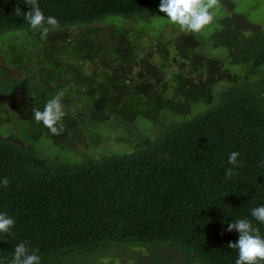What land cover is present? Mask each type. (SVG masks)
Returning a JSON list of instances; mask_svg holds the SVG:
<instances>
[{
    "label": "trees",
    "instance_id": "16d2710c",
    "mask_svg": "<svg viewBox=\"0 0 264 264\" xmlns=\"http://www.w3.org/2000/svg\"><path fill=\"white\" fill-rule=\"evenodd\" d=\"M160 0H37L55 28L101 24L107 17L148 22ZM209 39L242 63L247 75L215 96L206 110L183 121H164L146 146L128 153L64 163L38 157L28 146L0 136V213L14 220L0 233V264H11L25 243L40 264H85L116 259L134 264H235L228 247L239 233L230 222L247 219L264 238V223L250 215L264 206V29L233 12ZM19 6L20 15L15 8ZM25 0H0V36L33 31ZM45 27H52L45 24ZM19 71H33L19 65ZM57 89L14 78L0 79V95L46 104ZM63 100V97H61ZM162 120V119H160ZM83 127L86 118L78 120ZM129 133L135 126L122 123ZM236 151L242 166L228 163ZM234 175L227 179L226 169ZM155 249L160 250L157 252ZM166 252L172 256H166Z\"/></svg>",
    "mask_w": 264,
    "mask_h": 264
},
{
    "label": "rangeland",
    "instance_id": "374dc122",
    "mask_svg": "<svg viewBox=\"0 0 264 264\" xmlns=\"http://www.w3.org/2000/svg\"><path fill=\"white\" fill-rule=\"evenodd\" d=\"M230 2L234 13L264 29V0ZM210 12L213 22L199 33L182 31L166 16L148 22L110 16L92 26L51 28L44 39L39 31L3 34L0 79L63 91L64 116L54 135L33 117L45 104L0 95V136L64 163L148 145L164 121H183L206 110L219 91L247 75L244 64H228V51L211 44L209 37L227 11L217 5ZM19 65L33 71H19ZM83 118L94 128L80 126ZM122 123L136 129L127 133ZM85 264L134 263L102 258Z\"/></svg>",
    "mask_w": 264,
    "mask_h": 264
},
{
    "label": "clouds",
    "instance_id": "9594fccd",
    "mask_svg": "<svg viewBox=\"0 0 264 264\" xmlns=\"http://www.w3.org/2000/svg\"><path fill=\"white\" fill-rule=\"evenodd\" d=\"M30 6V11L23 13V18L28 21L30 29L39 31L42 39L47 38L50 31L47 24L52 28L58 25V21L53 16L45 17L40 10L37 0H25ZM218 5V0H160L158 5L159 12L167 17L169 23L178 25L182 31L199 33L207 25L213 22V15L210 9ZM16 14L20 15V8H15ZM63 91L50 99L43 110L34 109L33 117L37 123H42L48 130L58 135L59 130L56 127L57 122L64 116L61 105ZM240 154L236 151L231 152L228 157V163L234 166H242L238 162ZM234 175L233 169H226L225 176L230 179ZM4 187H7L9 181L7 178L0 181ZM251 217L260 223H264V206L251 209ZM14 220L7 214L0 213V233L8 234L14 225ZM236 230L239 237L236 242H229L228 247L238 250V258L235 264H264V238L259 234V229L254 228L247 219H238L230 222L226 231ZM11 264H40V257L35 254H29L25 243L21 242L15 246L11 259Z\"/></svg>",
    "mask_w": 264,
    "mask_h": 264
}]
</instances>
